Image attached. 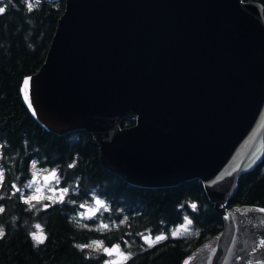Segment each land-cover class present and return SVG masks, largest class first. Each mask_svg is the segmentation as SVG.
<instances>
[{"label":"water","instance_id":"obj_1","mask_svg":"<svg viewBox=\"0 0 264 264\" xmlns=\"http://www.w3.org/2000/svg\"><path fill=\"white\" fill-rule=\"evenodd\" d=\"M21 95L48 132L91 134L130 185L202 182L224 226L181 264H264V207L227 205L264 160L260 1L65 0Z\"/></svg>","mask_w":264,"mask_h":264},{"label":"trees","instance_id":"obj_2","mask_svg":"<svg viewBox=\"0 0 264 264\" xmlns=\"http://www.w3.org/2000/svg\"><path fill=\"white\" fill-rule=\"evenodd\" d=\"M256 1L264 5V0ZM3 4L7 9L0 15V167L5 178L0 186V205L5 211L0 214V225L6 235L0 240V264H102L106 258L103 252L81 250L76 245L92 241H103L106 246L125 245L127 241L137 245L141 232L168 231L189 216L196 234L168 237L152 247L137 245L130 260L118 263L181 264L224 226L223 216L209 201L202 182L196 179L169 188L136 187L102 166L91 134L75 131L60 136L45 130L25 106L21 85L44 63L65 0H40L32 12L22 0H2L0 6ZM134 123L123 119L122 127ZM33 162L57 169L61 186L70 188L64 202L47 201L46 206L38 208L23 202L21 192L13 186L29 177ZM93 191L110 206L107 218L126 214V223L109 230L81 225L73 215L79 202L90 199ZM192 203L197 205L195 210ZM227 205L264 207V160L240 177L237 193ZM148 215L160 228L148 226ZM13 216L17 217L15 221ZM37 222L43 226L47 240L34 248L29 232Z\"/></svg>","mask_w":264,"mask_h":264},{"label":"rangeland","instance_id":"obj_3","mask_svg":"<svg viewBox=\"0 0 264 264\" xmlns=\"http://www.w3.org/2000/svg\"><path fill=\"white\" fill-rule=\"evenodd\" d=\"M36 163V162H35ZM37 164V163H36ZM47 169V172H44L43 170ZM55 170L57 173V178L58 179H49L47 184H45L43 177L45 175H48L51 171ZM59 181V183L57 182ZM33 184L34 186H38L41 187L42 191L44 192L45 196H52L54 197V199L49 200V199H45L43 201H33V205L34 207L31 208H38V207H44L46 206V202H55L57 201V199H55L56 197H59L62 190L64 188H68L69 192H70V188L68 186H61V182H60V175L58 174V171L56 168H51V167H40L37 164V171L35 172V174H33L32 170L30 169V173H29V177H27L24 182L21 185H17L15 184V190L17 188L21 189V194L24 197H27L31 194H33L34 192V187L33 188H28L26 187L27 184ZM50 189V190H49ZM68 192V193H69ZM67 193V194H68ZM66 194V195H67ZM66 195L64 196V198L66 197ZM94 198H99L105 201L107 207H108V211H101L96 213L94 216H92L91 218H82V214H85L88 212V207L94 204ZM81 205H85V207H81ZM111 210L110 206L107 204V201L104 198H100L97 193L95 191H93L91 193V197L90 199H86L83 200L81 202H79L78 204V210L76 211V213L73 215L76 220L78 222H80L81 225H84L86 227H96L100 229V225L107 223L110 225V228L113 227H118L119 224H121V220H124V218H126V214L123 215L120 218H117L116 216H111L110 218L106 217V212H109ZM188 217L189 219H191L189 216H185ZM92 219L97 220L96 223H91L89 221H91ZM146 221L148 223V226L150 227H154V228H160L158 224H156V222L151 218V216H147L146 217ZM33 232H35V229L33 230ZM175 232L176 235L173 236L172 233ZM197 230L195 229V227L192 224H187L185 218L181 223H178L172 227H170V229L168 231H163V232H158V233H152L150 231H146V232H141L140 237H139V241L137 243L138 246H141L143 248L149 247V245L147 243H145L144 239H142L143 235H151V238L154 239L155 236L157 235H166L168 237H187L193 234H196ZM160 242V241H159ZM93 241L90 243L92 244ZM158 243V242H157ZM117 245V244H116ZM121 247V250L127 255V254H133L135 252V247L137 246L136 244L131 243L130 241H127V243L125 245L122 244H118ZM105 247H112V246H106ZM103 252V251H101ZM104 253V252H103ZM106 255V258L104 260V262L102 264H106V262H123V260L121 259L120 255L118 253H113L111 256H109L108 254L104 253Z\"/></svg>","mask_w":264,"mask_h":264},{"label":"snow or ice","instance_id":"obj_4","mask_svg":"<svg viewBox=\"0 0 264 264\" xmlns=\"http://www.w3.org/2000/svg\"><path fill=\"white\" fill-rule=\"evenodd\" d=\"M31 7L32 6L30 4L28 6L29 11H31ZM6 9H4L3 14L6 12ZM24 84H25V86H27L29 84V81L26 79L24 81ZM25 99L28 100V97L26 96ZM29 107H31L30 101H29ZM34 165H35V162H33V166ZM74 166L75 165H70V167H74ZM0 169H2V167H0ZM48 175L52 179H58L57 178V173H56L55 170L51 171ZM4 178H5L4 176H3V178H0V186H3ZM26 187H27V185H26ZM16 191L17 192H21V189L17 188ZM68 192H69V189H67V190L63 189L62 192H61V194H60V196L55 198V199H57V202H61V203L64 202V196ZM0 199H3V198H0ZM52 199H54V197ZM52 199H49V200H52ZM22 200H23V202L25 204L29 205L30 207L33 206V203L32 202L35 201V200L29 201L28 200V196L27 197H24L23 196ZM81 207H85V205H81ZM92 207H94V209H95L94 211H90V208H92ZM191 208L193 210H195L197 208V205L195 203H192L191 204ZM0 209L3 210V211H0V214L4 213L5 208H4L3 205H0ZM108 210L109 209H108V207H107V205H106V203H105L104 200L99 199V198H94V204L88 207V212L85 213V214H82V218H91L92 216H94L98 212L108 211ZM185 220H186L187 224H189V225L192 224V220L189 219L188 217H185ZM123 223H126V220H121V224H123ZM109 229H110V225L107 224V223H104V224L100 225V230H109ZM172 235L175 236L176 233L173 232ZM33 238H35V234L33 235ZM142 239H144L145 243H147L149 245V247H152L157 242L168 239V236L161 234V235L155 236V238L152 239L151 238V235L149 234V235H143L142 236ZM79 248L81 250H83L84 248H89V249H95L96 251H103L104 253L108 254L109 256H111L113 253H118L123 261H128V260H130L132 258L131 254H127L126 255L121 250L120 245L117 244V245H113L112 247H105L103 241H93L92 244L79 245ZM106 264H118V262H115V261H113V262H106Z\"/></svg>","mask_w":264,"mask_h":264},{"label":"clouds","instance_id":"obj_5","mask_svg":"<svg viewBox=\"0 0 264 264\" xmlns=\"http://www.w3.org/2000/svg\"><path fill=\"white\" fill-rule=\"evenodd\" d=\"M0 2H2V0H0ZM22 2L26 5L27 11L28 12H32L33 10H36L40 4V0H22ZM9 3H11V0H9ZM31 4V11H29L28 6ZM7 8V4H3V6H0V15L3 14L4 9ZM31 170L33 172V174H35V172L37 171V164L35 163V165L33 166V163L31 165ZM44 172H47V169L43 170ZM4 169H0V178H3L4 176ZM45 184H47L48 180L51 179V177L49 175H45L43 177ZM59 183V181H57ZM15 187V185L13 186ZM28 188H33L34 187V192L33 194L28 196V200L29 201H43L45 199H52V196H45L44 192L42 191L41 187L38 186H34L33 184L29 183L27 184ZM65 190H67L68 188H64ZM50 190V189H49ZM0 198H3V194H0ZM23 198V195L21 196V199ZM34 207V205L32 206ZM94 207L90 208V211H94ZM0 211H3L2 209H0ZM12 221H15L17 219V217L13 216L11 217ZM32 227L35 229V232H29V236L32 239L33 242V246L34 248H38L39 246L43 245L46 243L47 240V234L44 231L43 226L40 223H34L32 225ZM35 234V238H33V235ZM6 235L5 232V227L3 225H0V240L4 239ZM77 248H79V245H76Z\"/></svg>","mask_w":264,"mask_h":264}]
</instances>
